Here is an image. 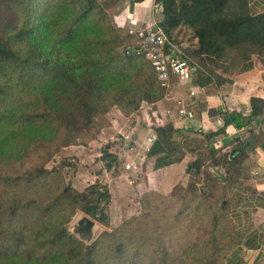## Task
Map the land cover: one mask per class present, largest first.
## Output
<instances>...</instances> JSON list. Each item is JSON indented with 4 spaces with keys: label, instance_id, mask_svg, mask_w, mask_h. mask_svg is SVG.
Returning a JSON list of instances; mask_svg holds the SVG:
<instances>
[{
    "label": "trees",
    "instance_id": "1",
    "mask_svg": "<svg viewBox=\"0 0 264 264\" xmlns=\"http://www.w3.org/2000/svg\"><path fill=\"white\" fill-rule=\"evenodd\" d=\"M103 3L0 0V264H228L239 232L235 225V240L224 250L215 233L226 219L227 204H237L231 190L242 184L245 144L219 157L211 145L228 125L240 128L264 113L258 97L251 98L249 115L218 109L224 126L198 132L208 146L187 164L186 185L178 182L167 195L143 193L140 214L90 243L66 228L77 210L98 218L109 193L97 184L77 191L45 164L95 129L98 113L117 106L128 115L163 94L148 61L120 53L119 29ZM154 3L162 8L158 24L168 36L185 25L197 38L190 52L198 65L195 85L223 84L251 69L255 57L264 62V12L250 14L246 0ZM155 131L153 147L164 145L171 157L169 141L181 130L165 125ZM210 167L223 168V179ZM203 224L209 225L210 237L199 251L188 235Z\"/></svg>",
    "mask_w": 264,
    "mask_h": 264
},
{
    "label": "crops",
    "instance_id": "2",
    "mask_svg": "<svg viewBox=\"0 0 264 264\" xmlns=\"http://www.w3.org/2000/svg\"><path fill=\"white\" fill-rule=\"evenodd\" d=\"M246 1L250 14L256 15L264 12V0ZM124 3L127 7L118 12L115 19L119 27H124L125 31H135L133 34L136 39L138 32L151 23H159L163 19L162 8L155 4L154 0L139 2L124 0ZM172 34L176 38L190 37V41L196 48L197 38L193 36L191 28L181 25ZM191 86L196 91L195 96L188 99L193 104V119H181L176 116L175 99L183 97L185 95L183 90L188 88V86L180 87L173 91L171 96L164 95L159 101L145 103L151 110L155 122H153L154 119L148 122L143 132L137 133L139 129L132 124L124 132L118 130V137L120 133L132 134L141 142L149 129L155 131V127L165 125H172L181 130L182 137L183 134L196 132H215L224 126L218 109L249 115L251 98L258 97L264 100V62L255 57L251 69L232 75L230 81L223 84L217 85L212 82L204 86H197L193 82ZM125 119L129 120V117ZM153 125L156 126L153 127ZM243 144H245L246 152V159L242 164L243 178L241 180L243 182L231 190L237 199L232 218L239 232V239L228 253L226 261L228 264H264V113L258 119L252 120L240 128L228 125L225 127L224 133L215 136L211 146L224 154L230 152L237 145ZM152 148L154 147L152 146ZM161 153L162 151L158 150L154 153L153 158H157ZM193 155L189 152L184 158L175 159L165 166L146 165L145 175L149 186L140 193L152 190L167 193L171 189L169 187L171 181L175 180L177 183L187 181L186 168L188 161L195 159L196 155ZM135 156L137 154L129 153L128 159L132 160ZM144 163L145 161L139 172L143 169ZM213 168L216 171L220 170L223 177L224 170L222 168ZM122 169L124 170V168ZM126 172L136 173L138 171Z\"/></svg>",
    "mask_w": 264,
    "mask_h": 264
},
{
    "label": "rangeland",
    "instance_id": "3",
    "mask_svg": "<svg viewBox=\"0 0 264 264\" xmlns=\"http://www.w3.org/2000/svg\"><path fill=\"white\" fill-rule=\"evenodd\" d=\"M103 2L104 9L108 15L111 16L113 24L119 29L118 48L122 54V48L136 39L133 34L135 31H125L124 27H119L115 19L116 14L127 6L125 5L124 0H108ZM179 88L180 86L174 84L172 86V91ZM170 91L171 88L168 92ZM162 92L163 94L161 97H163L166 93L163 90ZM142 105H145V102H142L136 111H133L128 115L124 114L117 106H110L106 114H103L102 112L98 113L96 115L97 123L95 125V129H91V131L84 137L79 138L75 142L76 144L60 148V150L56 152L45 164L47 169L54 168L60 171L64 179V183L77 191H84L88 186L97 184L100 192L108 191L109 193L107 199L103 200L99 206L100 212L98 213V218H92L77 210L66 224L68 231L84 243H90L97 238L101 232L111 230L119 226L124 220L140 214V198L143 194L140 192L149 186L145 175L146 165L149 164L152 166L155 164L154 166H165L162 164H166L170 160L172 161L184 158L189 152L192 155L201 151L205 152L204 149L208 146V142L204 139L203 135L198 132L186 135L183 134V137L180 134L179 136L172 137L169 141L168 146L171 150L168 151H172L171 157L167 156V148L164 149V145L157 149L154 147L146 153L145 163L141 172L138 171L136 173H130L124 171L121 168V163L125 160V158L122 157V159L119 160L118 156L115 153H112L117 152V149H115L117 142L114 140L115 137H118V130H122L124 132L128 129V126L133 124L139 129L137 130V133H140V131L143 132L146 129V124L148 122L153 121L154 116L152 115L151 110H149V107H147V105L141 107ZM126 117H129V120L125 119ZM153 122H155V119ZM155 126L156 125H153V127ZM158 150H161L162 153L157 156V158H153L154 153ZM109 151L114 158L107 157V155L110 154L108 153ZM217 156H221L220 151H217ZM192 161H188V163ZM218 168L220 169V167ZM208 170L218 178L222 175L220 170L216 171V169L211 167L208 168ZM187 183L188 180L184 181L183 184L186 185ZM176 184L177 182L175 180L169 183V187H171L170 191ZM198 186L202 187L203 184L200 183ZM205 187H207L206 184L204 185V188ZM170 191L162 194L167 195ZM221 195L222 194L218 192V199L216 200V203L219 206L223 200L221 199ZM233 208L234 201L231 200L226 206V219L223 221L221 227H219L218 232L216 231L215 233L218 245L221 246L223 250L225 249L226 244L232 245V243H230L231 239L233 242L235 240L234 234L236 233V228L235 222L232 218ZM102 215H104L103 219ZM83 216L89 217L95 223L93 228V237L89 241L80 238L78 234L73 232L74 225H76L77 221ZM205 221L207 222L209 219L206 218ZM198 228L199 227L197 226L192 228L188 236L191 242L194 243L195 247L200 251L201 248L206 247L203 240L209 239L210 234L208 233L209 225H206L204 228L203 224V226L199 229ZM169 250L178 251V249H174L172 246Z\"/></svg>",
    "mask_w": 264,
    "mask_h": 264
},
{
    "label": "built area",
    "instance_id": "4",
    "mask_svg": "<svg viewBox=\"0 0 264 264\" xmlns=\"http://www.w3.org/2000/svg\"><path fill=\"white\" fill-rule=\"evenodd\" d=\"M100 2L108 0H98ZM190 37L176 38L173 35L168 36L159 26L158 22H153L138 32V38L135 41L126 44L122 48L123 56H132L143 58L149 62L159 87L166 92L165 95L173 94L172 86L177 84L181 88L188 86L183 90V97L176 98L174 106L176 116L181 119L191 120L194 117L192 102L189 98L195 96L196 91L191 85L195 79V72L198 68L197 63L190 56V52L195 48ZM171 88V91L168 92ZM158 138L154 130L149 129L145 134L144 140L139 142L132 134L120 133L115 138L118 159L125 158L121 167L126 171H139L145 161L146 153L151 149ZM134 153L135 158L128 159V154Z\"/></svg>",
    "mask_w": 264,
    "mask_h": 264
},
{
    "label": "water",
    "instance_id": "5",
    "mask_svg": "<svg viewBox=\"0 0 264 264\" xmlns=\"http://www.w3.org/2000/svg\"><path fill=\"white\" fill-rule=\"evenodd\" d=\"M223 179L222 176H220ZM95 223L87 216H83L77 221V224L73 227V232L78 234L80 238L85 240H91L93 237V228Z\"/></svg>",
    "mask_w": 264,
    "mask_h": 264
}]
</instances>
